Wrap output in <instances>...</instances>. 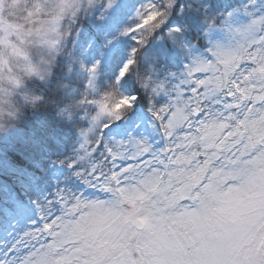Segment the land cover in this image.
I'll list each match as a JSON object with an SVG mask.
<instances>
[{
  "label": "snow or ice",
  "instance_id": "snow-or-ice-1",
  "mask_svg": "<svg viewBox=\"0 0 264 264\" xmlns=\"http://www.w3.org/2000/svg\"><path fill=\"white\" fill-rule=\"evenodd\" d=\"M170 7L148 0L124 34L142 46ZM234 31L237 47L217 44L178 84L152 87L170 97L149 110L152 141L85 138L84 171L75 175L98 193L57 192L37 204L38 219L7 235L0 230V264H264V15ZM97 141L103 151L93 158ZM105 153L111 164H97Z\"/></svg>",
  "mask_w": 264,
  "mask_h": 264
},
{
  "label": "rangeland",
  "instance_id": "rangeland-1",
  "mask_svg": "<svg viewBox=\"0 0 264 264\" xmlns=\"http://www.w3.org/2000/svg\"><path fill=\"white\" fill-rule=\"evenodd\" d=\"M211 1L212 0H177V3L171 8L172 10H176L177 14L172 16L171 12L166 24H164L159 29V34H155V36L152 37L147 44V57L144 59V61L146 63L148 62V68L146 69L145 74L150 77L151 86L147 89L141 88V92L138 90L135 94L140 96V99L136 102L135 107H144L146 110L133 111L129 118L116 121L112 124L110 129L102 128L104 129L106 136L109 138L115 137L116 139L123 140H127L129 135H133L136 138H143L147 136L149 137V140L152 141L153 134L151 130V122L154 120V118L147 106V92H150L152 87L160 82H166L164 83L166 90L178 84L192 61L196 57L210 58L211 52L209 50L213 49L215 45L219 44L225 49L237 47L238 43L240 42V36L234 30L236 28H242L243 26L250 23L253 19L264 15V0H241L239 5L233 8L223 6L222 4H216L214 7H209ZM130 5H132V0H112L111 5H109L108 2L106 6V14L101 17V22L104 25L103 32L105 28L118 30V26L115 24L116 19H118V15L123 12V9ZM95 6L96 5L89 8L86 4L82 5L81 11L72 22L73 28L71 34L64 42V51L57 56V61L53 68L50 79L47 81V83L38 79H35L31 82V86L41 88L36 90L37 92L42 90L43 93H45L46 89H50L51 85L53 84L52 79L55 76L56 84L58 86L63 84L64 86L63 91L59 93L56 90L47 91L52 94L55 92L52 97L55 99H63V94L66 90L75 93V85L72 83V81L77 78L78 73L77 70L74 69V66L71 64L69 59L68 52L71 50L69 44L73 43L75 45H79V35L82 33L83 29L78 27V18L80 17L81 12H94ZM139 10L140 9H132L130 15L132 19H137L136 13ZM199 12H201V19H196L194 23L193 19L196 17L195 14ZM188 17H190V20H192L191 23H189ZM177 28L180 29L179 32H174L172 35L169 34L173 29ZM192 28L201 31L200 37H197V42L187 40L188 33ZM109 32L110 31L106 33L107 38L109 37ZM126 36L127 35H125L123 32L118 37V40L106 39V46L101 53L100 60L96 63L98 67L95 76H93L90 71H80L79 75L82 77H87L89 82L96 86V82L100 75V68L110 62L116 51V48L122 43V40L125 39ZM173 37H175V39ZM201 38L204 40V44L207 46L205 49L201 48L199 45V40ZM167 62L170 63L166 64ZM168 68H170L169 71ZM172 70L174 72H172ZM57 73H59L60 76H58ZM174 73L175 75H173ZM198 78H205V74L194 73L193 79ZM89 91H91V89H89ZM198 91H203V89H198ZM47 92L44 94L45 96H49ZM184 95L185 98L192 95V93L188 90V86H184ZM154 99L157 107L163 106L170 101L169 95H166L165 92H160L158 95H154ZM60 103H62L61 100ZM72 119L73 117L71 119L65 118V122L69 123ZM42 120H47V117L42 115L41 112H35L31 109H26V114L15 127L3 134H0V141L6 144L9 149H12V139L18 138L17 142L23 141L24 139L21 138L22 135L27 132L34 134V132L37 130V127H44ZM55 129L57 131L58 129L61 130L59 126H57ZM102 129H100V131ZM78 138V145L74 149V152H76L77 155L76 168L72 170V167H70L71 170L67 171L66 167L57 165L55 163L51 164L49 174L54 181L56 188L53 189L52 193H44L42 195L41 205L46 203L48 200L58 199L56 196L57 192L68 194V191L70 190L77 195L83 192L86 196H91L94 192L98 193V189L88 188L83 183V180L75 175V171H84L83 167L79 166V164L83 162L78 161V156L84 155V151L80 147L84 141L82 136ZM91 141L92 140H89V142ZM94 147L96 148V151L90 153V156L93 158L97 157L100 151H103L100 141H97ZM101 162L104 165L106 164L105 159H103V161L96 160L97 164H100ZM119 163L120 162L117 161L118 165ZM104 170L107 171L106 167ZM95 175L98 176L99 172H97ZM3 183L4 181L0 179V190L5 188ZM16 199L17 198H14L13 201L3 204L2 209L5 212V217L7 218L1 221V227H5L7 225L6 235L18 228L26 226L31 220L38 219L39 209L37 208V205L28 206L26 205L28 203H26L23 206L21 203L17 202ZM8 217H10V219ZM12 217H14V220H12ZM9 221L11 222L8 223Z\"/></svg>",
  "mask_w": 264,
  "mask_h": 264
},
{
  "label": "clouds",
  "instance_id": "clouds-1",
  "mask_svg": "<svg viewBox=\"0 0 264 264\" xmlns=\"http://www.w3.org/2000/svg\"><path fill=\"white\" fill-rule=\"evenodd\" d=\"M103 0H0V134L15 127L26 114V109L38 110L47 106L43 91L31 86L35 79L47 83L57 56L64 51V42L71 34L73 21L82 5L89 8ZM109 2V0H108ZM171 7L164 20L171 15L177 0H165ZM163 26L155 25L144 34L145 45ZM142 45V46H143ZM137 63V62H136ZM138 83L147 89L150 77L138 74ZM61 84L59 87H63ZM91 91L70 100L58 115L71 119L83 110L82 119L89 122L78 131L88 140H94L106 122L130 117L139 95L128 94L117 78L106 87L89 83ZM152 89L147 92V106L156 105ZM102 108L107 111H102Z\"/></svg>",
  "mask_w": 264,
  "mask_h": 264
},
{
  "label": "trees",
  "instance_id": "trees-1",
  "mask_svg": "<svg viewBox=\"0 0 264 264\" xmlns=\"http://www.w3.org/2000/svg\"><path fill=\"white\" fill-rule=\"evenodd\" d=\"M147 2L148 0H132L133 6L130 5L126 9L124 8L123 12L118 15V19H116L115 24L118 26V30L105 28L103 32L104 25L101 22V17L106 14L108 0H103L102 3L97 4L94 12H81L78 18V27L83 30L79 35V45L70 43L71 50L68 52L70 62L78 73L77 78L72 81L75 85V93L66 90L64 91L63 99H55L52 97L55 92L52 94L47 91L56 90L58 93L63 91V87L61 90V87L56 84L54 76L50 89H46L49 96L44 95L46 101H48L47 106L42 103L38 110H33L35 112H41L42 115L47 117V120H42L44 127H37L34 134L30 132L25 133L21 137L24 139L23 141L17 142L18 138L12 139V149H9L6 144L0 141V179L4 181L3 185L5 187L3 190H0V206L5 199L17 198L18 200H22V192L28 197L31 204L39 203L44 193L47 194L53 190V183L48 173L50 162L58 161L66 165L74 162L71 155L68 154L70 152L73 134L60 132L55 128L59 126L69 128L74 133L78 132L79 128H83L86 125V122L82 119L83 110L78 112L69 123L65 122V118L58 115V113L70 100L79 98L83 92L88 91L89 80L85 76H80L79 72H88L93 65H96L106 46V39L118 40L120 34L125 32L127 28L132 27L137 21V19H132L130 16L132 9H141ZM159 2L161 0H158ZM162 2L166 3L165 0H162ZM216 3L234 7L239 4V0H212V7ZM170 11H172V16L177 14V11L174 9ZM195 16L197 18L195 17L193 19L194 23L196 19H201V13H196ZM188 20L189 23L192 22L190 17H188ZM108 31L110 32L107 38L106 33ZM197 37H200V33L192 28L188 33L187 40L197 42ZM149 41L145 45L140 46L132 38V35H127L116 48L110 63L102 67L97 87H106L109 83L117 79L120 70L131 57L132 50L139 48V53L136 56L137 63L121 79V84L124 90L130 95H135L138 90L141 92L137 77L138 74H143L148 67L144 61L146 58L144 54L147 51L146 45ZM199 41V45H205L202 38ZM172 72L174 71L172 70ZM57 75L60 76L59 73ZM32 87H35V90L41 89L36 86ZM60 100L62 103H60ZM142 108L146 110V108ZM134 109H141V107L137 106ZM1 211L0 214L2 213Z\"/></svg>",
  "mask_w": 264,
  "mask_h": 264
}]
</instances>
